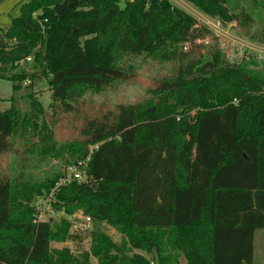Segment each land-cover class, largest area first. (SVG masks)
I'll return each instance as SVG.
<instances>
[{"label": "trees", "instance_id": "obj_1", "mask_svg": "<svg viewBox=\"0 0 264 264\" xmlns=\"http://www.w3.org/2000/svg\"><path fill=\"white\" fill-rule=\"evenodd\" d=\"M185 1L264 44V0H251L257 32L243 31L254 18L228 0ZM196 23L169 0L20 5L0 30V79L13 91L12 107L0 110V155L28 136L41 158L63 164L97 147L88 161L91 184L72 181L55 194L59 221H35L31 203L61 169L42 180L0 176V264H92V257L152 264L136 250L158 264H180V256L186 264H253L255 232L264 229V77L252 59L227 63L218 37ZM147 59L175 68L153 79L144 101L118 105L110 123L90 122L79 139L59 143L32 89L37 78L47 79L54 115L135 77L137 62ZM21 98L26 110L14 106ZM76 211L96 226L89 249L77 255L52 246L74 238L66 215ZM100 224L114 227L120 241Z\"/></svg>", "mask_w": 264, "mask_h": 264}, {"label": "rangeland", "instance_id": "obj_2", "mask_svg": "<svg viewBox=\"0 0 264 264\" xmlns=\"http://www.w3.org/2000/svg\"><path fill=\"white\" fill-rule=\"evenodd\" d=\"M21 1L0 0V26L8 23L9 13L11 15L13 13L20 14ZM23 1L26 2L28 0ZM169 1L194 16L198 25L206 26V19L214 22L212 18L202 15L194 5L185 0ZM228 4L230 7H234L238 11L242 10L254 18L253 22H250L246 28L244 27L245 29L242 28L243 31L250 30L257 32L261 29V24L257 21V15H254L255 9L253 8L251 0H228ZM197 11L198 13H196ZM262 15L264 16V10H262ZM232 24H223L217 29L216 35H218L219 47L223 56L226 52L239 45L241 46L240 41H250L248 37L236 32ZM233 38H238L239 40H234ZM255 44L264 47L263 43L255 42ZM201 52L203 51L201 50ZM202 59L206 60L208 57L205 55ZM224 60L226 61L225 58ZM226 62L228 63V61ZM174 68L171 64H160L148 59L138 61L135 77L106 88L102 94L85 95L79 101L78 108L73 109L71 112L57 111L54 115L52 108L49 107L51 96L47 79L44 77L37 78L32 89L38 93V100L44 109L43 117L45 121L54 128L59 143H64L79 139L82 136L81 131L90 122L96 124L110 123L118 105L135 104L144 101L148 98L147 88L152 86L153 79L171 74ZM12 93L11 82L6 79H0V110H7L12 107V102L9 101ZM14 106L26 110L28 103L21 98L14 103ZM194 112V110L191 111L190 115L193 116ZM33 143L34 141L28 136V139L23 140V142L16 141L15 152L9 149L5 154L0 155V176L13 178L21 175L23 177L42 180L46 174L54 173L57 169H62L64 164L57 159L41 158L37 153V147L32 146ZM61 216L64 215L57 213L53 218L55 221H59ZM95 227L92 226V229ZM98 228L107 233L115 242L120 241L121 235L114 227L108 226L107 224H100ZM89 232L81 233L80 236H73L75 239H68L63 243H53L52 246L56 248L67 247L73 254L77 255L89 249L90 239L88 236L91 233ZM136 252L151 259L152 264H158L157 261L152 259L154 255H150L142 250H136ZM91 262L92 264H96V259L92 257ZM179 262L180 264H186L182 256L179 257ZM253 264H264V229H259L255 232Z\"/></svg>", "mask_w": 264, "mask_h": 264}, {"label": "built area", "instance_id": "obj_3", "mask_svg": "<svg viewBox=\"0 0 264 264\" xmlns=\"http://www.w3.org/2000/svg\"><path fill=\"white\" fill-rule=\"evenodd\" d=\"M214 22L206 19L205 25L209 27L211 31L216 35L217 29L219 26L226 24L220 21L218 18H212ZM231 24V23H227ZM233 25V24H232ZM196 26H201L196 23ZM231 27V26H228ZM218 37V35H216ZM234 40H239L233 38ZM239 42V41H238ZM241 46L226 52L224 54V58L228 63H237L245 59H252L256 62L262 70L264 77V47H260L255 44V42L251 41H240ZM186 48H184L185 50ZM30 57L25 60H21L18 65L23 66L26 62H29ZM27 83H30L28 80ZM97 145H92L89 147L86 156L80 160H77L71 164H64L62 166V175L57 179L54 183L53 187L50 189L48 193L44 195L36 196L32 201V206L35 209V221H47L50 219L54 220L53 216L57 214L52 207V203L54 202L55 194L58 192L59 188L65 184H68L72 181H76L78 183H83L86 185H90L92 182L91 176L88 174V161L90 159L91 153L93 149H96ZM64 214V213H62ZM67 220L70 222L69 233L73 236L81 235V233H85L92 229L93 223L90 216L83 214L82 212L76 211L73 214L66 215ZM89 232V233H90Z\"/></svg>", "mask_w": 264, "mask_h": 264}, {"label": "crops", "instance_id": "obj_4", "mask_svg": "<svg viewBox=\"0 0 264 264\" xmlns=\"http://www.w3.org/2000/svg\"><path fill=\"white\" fill-rule=\"evenodd\" d=\"M23 2H25V1H21L20 2V5L23 3ZM199 11V10H198ZM198 11L196 12V13H198ZM200 12V11H199ZM202 13V12H201ZM19 14V13H18ZM18 14H12L11 15V13H9L8 14V16H9V21H8V23L7 24H4V25H2V26H0V30H6L9 26H10V24H11V20H12V18H14V17H16V16H18ZM202 15H204L203 13H202ZM204 16H206V15H204ZM236 39H238V38H236ZM252 42V41H251Z\"/></svg>", "mask_w": 264, "mask_h": 264}, {"label": "water", "instance_id": "obj_5", "mask_svg": "<svg viewBox=\"0 0 264 264\" xmlns=\"http://www.w3.org/2000/svg\"><path fill=\"white\" fill-rule=\"evenodd\" d=\"M2 45V42L0 41V46Z\"/></svg>", "mask_w": 264, "mask_h": 264}]
</instances>
